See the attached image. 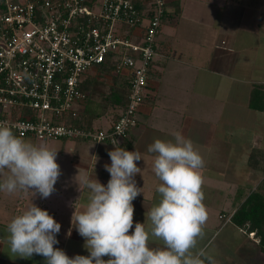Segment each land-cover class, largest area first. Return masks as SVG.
Segmentation results:
<instances>
[{"label":"crops","instance_id":"1","mask_svg":"<svg viewBox=\"0 0 264 264\" xmlns=\"http://www.w3.org/2000/svg\"><path fill=\"white\" fill-rule=\"evenodd\" d=\"M166 3L167 21L173 28L165 33L162 26L158 35V61H153L149 76L150 97L142 106L138 124L117 144L122 147L132 143L126 150H137L143 157L136 162L142 175L135 176L143 193L133 201L134 224L129 234L134 232L137 222L145 223L146 229L151 227L146 213L160 200L156 191L160 181L152 171L154 154L148 153V146L156 139L173 140V134L181 132L193 141L205 160L202 190L209 218L194 254L202 252L204 264H233L229 255L237 254L238 246L244 245L254 252L255 263L264 262L259 237L256 235L257 240L254 239L246 228L220 217L234 215L264 178V172L253 169L249 162L254 150H264V112L249 105L253 86L264 82V0H166ZM256 3L263 4L260 10L253 6ZM242 32L248 38L253 35L258 44L243 40ZM120 112V109L112 111L90 124L108 127ZM58 141L62 174L54 186L56 191L48 198L37 193L33 204L42 209L44 201L47 204L57 201L61 205L58 210L67 218L66 222L61 218L58 222L59 243L54 247L70 258L88 256L85 240L72 223L73 213L82 212L88 203L84 202L88 189L80 180L86 175L106 186L110 173L104 166L111 164L108 152L115 145ZM1 201L0 212H4ZM22 207L25 208L19 201L14 216L8 217L12 220L20 215ZM5 219L0 216V264H46L41 255L23 259L11 254L7 231L11 220ZM150 244L163 247V242L155 237Z\"/></svg>","mask_w":264,"mask_h":264},{"label":"built area","instance_id":"2","mask_svg":"<svg viewBox=\"0 0 264 264\" xmlns=\"http://www.w3.org/2000/svg\"><path fill=\"white\" fill-rule=\"evenodd\" d=\"M165 3L0 0V124L21 138L119 144L150 97ZM108 58L129 79V104L108 127L70 122L88 98L84 78Z\"/></svg>","mask_w":264,"mask_h":264},{"label":"clouds","instance_id":"3","mask_svg":"<svg viewBox=\"0 0 264 264\" xmlns=\"http://www.w3.org/2000/svg\"><path fill=\"white\" fill-rule=\"evenodd\" d=\"M173 137L169 141L156 139L147 149L154 154L152 171L160 181L156 189L160 200L146 213L149 229L137 222L129 234L134 224L133 201L143 193L135 180L143 172L136 163L143 160L142 154L114 141V150L108 152L111 164L104 166L110 173L107 185L82 176L80 183L90 193L88 203L72 216L90 255L70 258L55 248L61 224L32 202L7 225L11 254L23 259L41 255L46 264H204L200 258L203 253L194 254L193 249L203 238L209 218L202 190L205 160L191 139L181 132ZM57 152L47 145L33 144L0 124V192L50 197L62 174ZM152 237L162 241L163 247L151 246ZM105 256L109 259H103Z\"/></svg>","mask_w":264,"mask_h":264},{"label":"trees","instance_id":"4","mask_svg":"<svg viewBox=\"0 0 264 264\" xmlns=\"http://www.w3.org/2000/svg\"><path fill=\"white\" fill-rule=\"evenodd\" d=\"M168 18L169 12L167 10V3H165V13L162 22H166ZM158 48L157 38V51ZM105 81L107 83L109 82L108 93L102 90ZM80 90L87 93L88 98L78 118L70 119V122L79 125L90 123L91 120L94 119H100L118 109L122 112L129 104L131 93L129 79H126V76L117 70L114 58L106 59L94 73L86 75ZM96 96H99V101L95 98ZM147 100V98L144 99L143 103ZM249 105L252 109L264 112V82L253 86L250 93ZM119 115H117L115 119H117ZM131 147L132 143L122 145L124 149ZM249 162L253 169H259L264 172V150H254L251 153ZM232 220L240 227L246 228L249 234L255 232V235L259 237L258 245L260 251L264 254V178L261 180L257 190L253 191L235 212L232 216Z\"/></svg>","mask_w":264,"mask_h":264},{"label":"rangeland","instance_id":"5","mask_svg":"<svg viewBox=\"0 0 264 264\" xmlns=\"http://www.w3.org/2000/svg\"><path fill=\"white\" fill-rule=\"evenodd\" d=\"M263 4L262 3H256V4H253V6L259 7V10H260V8L263 6ZM263 21H264V18H263ZM163 27H164V32L167 33V31L171 27L173 28V25H172V23L170 24V21H167L165 24H163ZM174 28H176V27H174ZM164 32H162V35H165ZM178 32H180V30H178ZM166 35H168V34H166ZM242 36H243L242 39L245 40L246 42H249V43L253 42V44L258 42L257 39L253 35L249 36V38H248V36L245 35V32H242ZM181 47H183V46H181ZM157 61H158V55L155 56V58H154V62H157ZM156 68H157V66H155V63H154L153 71H155ZM94 72H95V70L92 71L91 73H94ZM102 90H104L107 93L109 92V82L107 83L105 81V85H103ZM95 98L97 99V101L100 100L99 96H96ZM114 113L117 114V112H114ZM107 118L108 117H106V119ZM23 139L30 141L36 145H41V144L47 145L49 148L55 149V150H58V145L60 143L58 140H50L51 141L50 142V141H40V140L32 139L30 137L23 138ZM83 142H88V141H83ZM89 143H93V142L89 141ZM60 157L61 156L59 155V150H58L57 157H56L57 163L60 160ZM65 158L67 160L70 157H65ZM62 159H64V157H62ZM30 191H34V190H30ZM89 194L90 193L88 190H87V192L84 193V202L88 201ZM32 196H33V194L31 192H17L15 194H7L4 192H0V200H2L1 203L4 205L3 206L4 212H0L1 218L5 217L8 220H11V217L14 216L13 213L15 212L17 204L19 203V201H20V203H23V205L25 206V208L22 207V209H24L20 213V214H22L25 210H27V208L31 202L34 203V198H36L37 196L36 195H35L36 197L35 196L32 197ZM60 206L61 205L59 203H57V201H52L49 204H47L46 201H44V205L42 206V210H47L48 213L51 216H53V218L57 222H59L60 218H61V220H63V222H66L67 216L63 213V211L58 210ZM10 211H12V212H10ZM10 214H11V217H8V216H10ZM7 219H5V220H7ZM249 235L252 236L254 239H256V235H252L251 233ZM258 241H259V239H258ZM239 242H241L242 244H245V242L243 240H239ZM253 255H254L253 251L248 250V248L244 247V245H240L237 248V254L231 255V257L229 255L228 260L231 259L233 264H264V262L255 263V261H253V257H252Z\"/></svg>","mask_w":264,"mask_h":264}]
</instances>
